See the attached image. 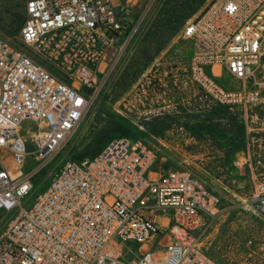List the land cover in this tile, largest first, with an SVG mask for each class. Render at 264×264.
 <instances>
[{"label": "built area", "instance_id": "built-area-1", "mask_svg": "<svg viewBox=\"0 0 264 264\" xmlns=\"http://www.w3.org/2000/svg\"><path fill=\"white\" fill-rule=\"evenodd\" d=\"M135 29L126 3L28 0L19 39L30 53L0 38V152L11 161L0 158V216L17 210L0 264H219L204 249L219 196L186 171L155 169L156 150L137 139L64 160L22 206L96 98L101 64L120 58ZM180 35L192 48L187 77L209 102L264 110V0H206ZM221 70L240 86H224ZM250 198L264 212V183Z\"/></svg>", "mask_w": 264, "mask_h": 264}, {"label": "rangeland", "instance_id": "rangeland-1", "mask_svg": "<svg viewBox=\"0 0 264 264\" xmlns=\"http://www.w3.org/2000/svg\"><path fill=\"white\" fill-rule=\"evenodd\" d=\"M27 1L20 0L18 5V11L22 15H25ZM114 1V3H126L129 6L131 18L136 22L133 36L117 61L101 64L103 73L96 98L65 148L44 168L43 173L36 177L32 190L22 200V206L25 208L33 202L37 194L45 189L46 182L53 171L64 160L71 159L72 154L109 119L126 120L134 127L131 139L140 140L156 150L155 169L183 170L204 181L205 163L215 161L216 158L212 157H216L219 152L223 153L217 149L212 140H196L179 124L171 125L162 137L151 134L141 126V121L148 120L143 118L145 115L177 114L184 120L188 113L205 115L215 105L209 102L187 77L192 48L190 42L182 39L180 35L186 21L168 40L167 35H162L160 30L154 29L155 25L160 24L158 13L167 6L168 0ZM10 2L13 0H0V38L10 46L29 54V48L19 39V30L22 25L15 31L8 27L9 24L3 18L2 7ZM164 41L166 42L163 44ZM158 47L160 49L156 52ZM151 55V61L140 69L143 66L138 63ZM220 82L228 88L240 86L239 83L232 81L224 70L220 74ZM0 158L5 166L11 165L7 153L0 152ZM28 170L30 165H27L24 171ZM243 188L251 197L254 185L246 182ZM16 213L17 210L14 209L4 217L0 216V236L8 220ZM228 225L231 227L229 230L232 235L237 236V240L227 241L222 248L208 246L207 252L212 255V258H215L219 264H264V247L257 252V244L260 243L257 233L264 230V223L259 221L249 209L238 206L229 215Z\"/></svg>", "mask_w": 264, "mask_h": 264}, {"label": "trees", "instance_id": "trees-1", "mask_svg": "<svg viewBox=\"0 0 264 264\" xmlns=\"http://www.w3.org/2000/svg\"><path fill=\"white\" fill-rule=\"evenodd\" d=\"M206 0H171L167 1V6L158 13L160 24L154 26V29L160 30L162 35H167L166 39H170L175 35L180 26L189 19L205 2ZM20 0H13L10 4H5L2 7V14L7 21L8 27L15 31L19 30L24 22L25 15L18 11ZM166 41L163 42V44ZM161 44V45H163ZM162 47V46H160ZM157 48L156 52L159 51ZM155 55V54H154ZM142 59V56H140ZM152 59L144 58L138 63L143 69ZM138 68V71H140ZM220 81V79H219ZM177 114H166L153 116L147 121H141L140 124L151 134L162 137L164 132L174 124L181 125L196 140H212L217 149L223 151L227 158L233 152L242 150L245 147L244 129L243 126L236 122L235 117L225 107L215 106L210 109L205 115L186 114L184 120ZM223 122V123H222ZM133 125L126 120L109 119L105 125L97 129L88 141L75 151L71 159L77 162L85 159H92L97 156L109 142L118 138L132 137ZM42 169L34 178V181Z\"/></svg>", "mask_w": 264, "mask_h": 264}, {"label": "crops", "instance_id": "crops-1", "mask_svg": "<svg viewBox=\"0 0 264 264\" xmlns=\"http://www.w3.org/2000/svg\"><path fill=\"white\" fill-rule=\"evenodd\" d=\"M217 70L219 67H215V71ZM232 115L236 122L243 126L244 149L233 152L227 158L224 153L219 152L216 157H212L216 158L215 161L206 162L203 169L205 174L203 182L221 200L220 214L204 243L206 253L214 261L216 259L207 252L208 246L222 248L227 241L237 240V236L232 235L229 230L231 227L228 225V217L238 206L249 209L264 223V212L252 208L249 192H245L243 188L246 182H251L254 187L258 183H264V110L237 111ZM257 236L260 240L257 244L258 252V249L264 247V230L258 232Z\"/></svg>", "mask_w": 264, "mask_h": 264}, {"label": "flooded vegetation", "instance_id": "flooded-vegetation-1", "mask_svg": "<svg viewBox=\"0 0 264 264\" xmlns=\"http://www.w3.org/2000/svg\"><path fill=\"white\" fill-rule=\"evenodd\" d=\"M153 116H147V115H145L143 118H145V119H150V118H152Z\"/></svg>", "mask_w": 264, "mask_h": 264}]
</instances>
